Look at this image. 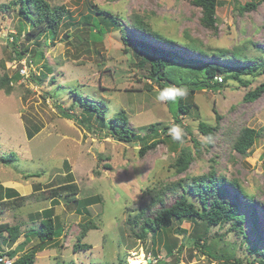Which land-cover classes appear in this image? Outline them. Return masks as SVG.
I'll return each mask as SVG.
<instances>
[{"label":"rangeland","instance_id":"374dc122","mask_svg":"<svg viewBox=\"0 0 264 264\" xmlns=\"http://www.w3.org/2000/svg\"><path fill=\"white\" fill-rule=\"evenodd\" d=\"M10 1L13 0H0V5ZM47 1L53 7H65L76 22L82 14L88 13L86 6L95 5L118 15L122 25L134 36H141L143 32L134 29L132 18H141L161 38L173 40L177 47H186L180 54L185 59L221 63V58L212 59V51L224 50L226 57L231 59L232 52L239 48L250 59L249 65L264 59V0L256 9L242 12L240 7L249 0H220L216 9V32L203 27L201 10L193 5V0ZM91 10H94L92 6L89 12ZM19 20L13 10L0 11V76L4 73L12 75L24 66L27 68V76L14 85L9 95L0 90V180L4 188H11L20 196H34L24 207L6 208L2 213L0 222L19 225L22 234L16 244H2L0 250H15L24 242L29 229L38 231L41 212L54 207L62 237L56 244L53 242L49 248L37 253L35 264H216L204 250L189 244H185L180 253L175 251L173 256L166 255L164 245L174 243L179 246L186 238L202 234L205 224L200 221L182 220L179 227L185 235L175 234L174 228L178 224L175 223L159 246L151 243L150 234L145 241L134 237L127 225L129 214L134 215L150 201V196L145 194L148 189L163 191L178 181L187 185L192 178L210 170L217 176L236 180L255 198L258 236L264 242V206L261 204L264 203V94L254 102L243 100L247 92L264 82V74L249 77L251 85L248 87L228 81L220 90L197 92L190 115L180 117L182 128H178L182 134L177 140L171 130L160 134L164 126H170L174 121L166 100L158 99L165 89L151 79L149 63L141 64L143 54L126 46L121 32L111 28L101 41L93 43L89 39L88 44L78 47L74 39H63L72 31L63 26L53 40H47L37 49L36 55H33L36 43H31L28 55L17 61L13 60L11 42L18 36ZM25 32L19 35L20 45H28ZM150 42H153L152 38ZM188 42L206 54L187 52L184 43ZM160 43L167 50L176 51L166 42ZM33 76L42 79V83H34ZM73 89H78L83 96L91 95L90 100L103 101L105 121L123 110L130 127L142 140L132 144L120 142L106 135L107 130H100L101 124L95 117L89 119L92 128L88 130L80 124L81 118L85 121L87 115L83 108L74 105ZM214 109L220 116L219 130L209 141L200 134L198 124L205 122L215 126ZM63 111L77 116V121L65 118ZM154 123H160L159 136L147 130V126ZM27 128H38L31 139L27 138ZM244 128L254 129L261 135L246 154L241 155L232 149V144ZM155 141L157 146L140 156L143 143ZM176 141L180 142L178 146ZM183 149L191 151L194 161L185 172L178 173L174 165ZM11 154L15 161L2 162ZM28 174L40 176L23 179V175ZM67 181L77 185L79 199L99 195L102 202L89 206L88 215H80L63 200L43 199L48 197L50 189ZM177 197L167 191L164 206L174 204ZM2 198L0 192V200ZM190 200L194 201V198ZM159 208L161 205L155 207ZM151 214L147 213L148 216ZM88 220L97 227L82 239V243L91 245V250L75 253L73 246L81 234V226ZM249 225L250 221L246 219L243 229L249 231ZM229 229L230 224L208 228L207 243L212 247L217 245L216 250L233 252L243 264H248L249 256L244 253V246L240 247L241 237ZM35 242L32 240L26 247L22 244L16 257ZM153 252L158 256L154 257ZM254 264H264V258H256Z\"/></svg>","mask_w":264,"mask_h":264},{"label":"trees","instance_id":"16d2710c","mask_svg":"<svg viewBox=\"0 0 264 264\" xmlns=\"http://www.w3.org/2000/svg\"><path fill=\"white\" fill-rule=\"evenodd\" d=\"M262 0H249L240 7V11H248L256 9ZM193 5L201 10L200 22L208 30L216 32L217 30V15L216 9L221 4L220 0H193ZM91 10L89 12V8ZM88 13L82 14L79 21H74L68 10L63 6L53 7L47 0H13L8 4L0 5V11L5 12L13 10L20 17L18 36H14L11 45L13 47L14 59L21 61L29 53V44L36 43V48L33 50V55H36L38 48H41L47 40H53L58 34L61 27L65 26L71 29V33L67 38L74 39L77 46L88 44L90 39L93 43L101 41L105 34L113 28V30L121 32V38L124 44L132 47L135 50H140L143 54L141 64L144 66L149 63L150 77L158 84L161 89H169L171 87L186 90V95L178 97L175 101L166 100V104L173 116V123L170 126H164L160 134H166L173 127L182 128L181 116L190 115L189 111L195 107L193 97L197 92L202 90L217 91L225 87L228 81H235L242 87L251 85L250 78H257L264 74V59L255 65H249L247 57L243 54V49H235L232 52L231 59L226 57V51L214 50L210 53L212 59L224 61V64L203 61V59H185L180 54L184 53L186 47H177L173 40L161 38L158 33L154 32L150 25L141 18H132V26L135 30H141L143 33L140 36L128 31V28L122 25L118 15H113L108 11L98 9L95 5H91ZM28 28V30H26ZM26 31V32H25ZM25 32L24 38L28 45H20L18 43L19 35ZM159 37H158V36ZM151 38L153 42L151 43ZM157 40H156V39ZM142 40V41H141ZM150 40V41H149ZM162 42H166L170 49L167 50L161 46ZM150 42V43H149ZM155 43V44H153ZM187 52L201 51L196 45L188 42ZM244 48V47H243ZM206 54L205 52L202 53ZM31 58V57H30ZM254 59V58H252ZM239 60L242 63H239ZM239 63V64H238ZM2 69H5V64H1ZM19 71L12 75L4 73L0 76V90H3L6 95H9L15 84L22 80ZM33 82L40 85L42 79L33 76ZM220 79V81L218 80ZM51 82H55L51 79ZM73 92L75 104L84 109L87 119L80 120V124L84 125L88 130L92 128L89 119L95 117L100 124L99 128L107 130L106 135L116 138L120 142L132 144L135 140H142L138 137L137 132L130 127L126 113L121 110L116 112L108 121H105V103L103 101L90 100L91 95L87 93L83 96L78 89L71 90ZM264 94V82L257 85L253 90L244 95L245 102H254ZM60 110V108H59ZM216 114L217 124L210 126L205 122H199L198 130L209 141L213 140L216 132L219 130L220 116L214 109ZM65 118L77 121V116L70 115L63 111ZM160 123H154L147 126V130L152 135H158L157 128ZM185 129V128H183ZM38 128H27V138L31 139L35 136ZM261 134L254 129L244 128L240 131L238 138L232 144V149L241 155L254 145L256 139ZM168 139V138H167ZM196 145L198 142L193 140ZM163 142V141H161ZM180 144L175 143L176 146ZM157 146L155 143H143L139 150L140 156L145 154ZM15 156H10L3 159L2 162L15 161ZM194 161L192 153L188 149H183L175 161V169L178 173L185 172L189 165ZM39 174L23 175V179L38 177ZM176 194L178 197L174 204L164 206V198L166 193ZM231 191V192H230ZM0 192L2 199L0 200V220L1 215L6 208L20 209L25 206L26 202L34 195L20 196L11 188H4L0 180ZM4 193V195H3ZM79 189L73 181H67L59 184L57 187L50 189L49 195L44 200L49 199L52 202L63 200L68 206L80 215L89 214V206L102 202L101 196H90L86 198H78ZM150 196V201L138 209L132 215L129 214L127 225L131 229V234L141 239L147 240L151 235V243L156 246L163 243L162 238L168 235L170 230H173L175 223H178L174 228L175 234L185 235L186 232L179 227L182 220L200 221L205 224V229L202 234L196 233L192 237L186 238L179 246L164 245L166 255L173 256L174 252H181V248L185 244L193 245L198 249H202L209 255L216 264H243L240 257H236L233 252L216 250L217 245L212 247L207 243L206 235L208 228L213 226H223L230 224V232L237 233L242 239L240 247L244 246V253L249 256L246 260L248 264H254L256 258H264V242L258 236V212L255 198L248 195L236 180H228L224 176H217L215 171L210 170L208 173L191 179L190 183L185 185L183 181L171 184L163 191L148 189L145 193ZM194 198V201L190 199ZM264 206V203H261ZM161 205V208L155 209ZM246 210V214L243 211ZM264 212V211H263ZM147 213H152L148 216ZM39 226L29 229L28 235L23 243L28 246L32 240H36L35 244L23 250L19 256L11 257L14 250H9L6 255L13 260V264H35L36 254L49 248L52 243L62 237V228L59 218L55 215L54 207L45 209L40 214ZM249 219L250 230L245 231L243 224ZM92 229H97L96 225L88 220L81 226V234L77 242L73 246V251H89L91 245L82 243V239ZM19 225H9L0 222V245L8 244L10 246L16 244L21 237ZM185 238V237H184ZM154 257L158 255L153 252ZM251 257V259H250Z\"/></svg>","mask_w":264,"mask_h":264},{"label":"clouds","instance_id":"9594fccd","mask_svg":"<svg viewBox=\"0 0 264 264\" xmlns=\"http://www.w3.org/2000/svg\"><path fill=\"white\" fill-rule=\"evenodd\" d=\"M186 95V90L169 88L164 90L158 97L159 100H172L175 101L178 97ZM172 135L175 139L179 140L181 137V130L178 127H173L171 129Z\"/></svg>","mask_w":264,"mask_h":264},{"label":"built area","instance_id":"2783aa9c","mask_svg":"<svg viewBox=\"0 0 264 264\" xmlns=\"http://www.w3.org/2000/svg\"><path fill=\"white\" fill-rule=\"evenodd\" d=\"M19 74L24 78V76H27V68L26 66L22 67L19 70ZM0 264H13V260L9 258L6 253L2 252L0 250Z\"/></svg>","mask_w":264,"mask_h":264},{"label":"water","instance_id":"95a60500","mask_svg":"<svg viewBox=\"0 0 264 264\" xmlns=\"http://www.w3.org/2000/svg\"><path fill=\"white\" fill-rule=\"evenodd\" d=\"M63 39L66 40V39H67V35H64V38H63ZM22 247H23V245L18 246V247L13 251L11 257H15V256L17 255L18 251H19ZM148 262H149V261H148Z\"/></svg>","mask_w":264,"mask_h":264}]
</instances>
